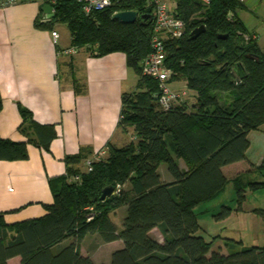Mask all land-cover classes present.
<instances>
[{"label":"trees","instance_id":"16d2710c","mask_svg":"<svg viewBox=\"0 0 264 264\" xmlns=\"http://www.w3.org/2000/svg\"><path fill=\"white\" fill-rule=\"evenodd\" d=\"M46 4L54 8L55 18L44 22L39 16L38 28L52 32L55 26L64 25L71 46L79 51L85 49L96 57L127 56L128 66L138 75L137 93L123 95L119 126L134 128L137 142L123 148L110 146L108 158L94 162L91 172L85 170V162L93 159L91 152L81 150L67 156L66 173L50 180L53 202L45 205L44 216L8 224L6 214L0 212V264L16 259L18 264H95L78 247L90 233L98 234L104 243L123 242L111 264H264V246L229 254L211 252L212 244L200 235L196 213L197 206L224 191L228 180L223 169L246 159L250 133L264 126V52L257 35L239 19L244 3L212 0L196 21L199 6L192 0H180L179 15L190 28L184 37L167 41V66L172 81H185L197 101L190 106L185 99L170 111L159 106L157 81L142 75L141 63L151 52V20L124 24L114 19L122 11L146 15L139 3L124 2L91 14L83 11L78 0H43ZM202 25L205 33L191 40L190 33ZM238 64L246 77H239ZM74 84L82 92L75 78ZM20 113V132L27 141L0 136V160L28 159L30 144L50 151L57 137L54 125L37 122L25 107H20ZM167 136L173 140L176 155L168 147ZM162 164L169 182L162 179ZM254 168L263 177L264 159ZM75 176L80 180L71 181ZM240 178L234 179L238 207L246 201ZM118 186L119 194L101 199L106 189L117 190ZM247 187L253 193L263 191L264 179L249 181ZM121 207L127 208V215L118 230L111 213ZM230 214L231 209L225 208L219 218ZM155 229L163 242L153 239ZM72 238L73 242L63 244Z\"/></svg>","mask_w":264,"mask_h":264},{"label":"crops","instance_id":"0c3cea01","mask_svg":"<svg viewBox=\"0 0 264 264\" xmlns=\"http://www.w3.org/2000/svg\"><path fill=\"white\" fill-rule=\"evenodd\" d=\"M42 6L43 0H22L18 5L0 8V136L15 142L27 141L20 132V107L31 111L37 122L54 125L57 132L50 151L30 144L28 159L0 160V212L6 214L8 224L46 214L45 205L53 202L50 180L66 173L67 156L81 150L95 155L117 145L122 97L134 91L138 83V75L128 66L124 53L96 57L80 50L71 57L58 56L51 31L36 25L39 16L46 22ZM64 45L61 47H70L71 43ZM259 46L264 52V47ZM74 78L82 92H77ZM260 132L264 133V126ZM263 159L264 156L253 166L261 165ZM246 162L247 157L225 167L226 178L227 170L241 173ZM180 167L185 168V164L180 162ZM160 173L163 181H171L166 169L161 168ZM114 214L120 216L123 225L127 208ZM103 244L117 247L112 254L123 248L122 241ZM12 262L19 263L17 259Z\"/></svg>","mask_w":264,"mask_h":264},{"label":"rangeland","instance_id":"374dc122","mask_svg":"<svg viewBox=\"0 0 264 264\" xmlns=\"http://www.w3.org/2000/svg\"><path fill=\"white\" fill-rule=\"evenodd\" d=\"M241 1L246 8L238 11L239 19L249 32H255L259 35V44L264 47V0ZM205 9L206 8L200 6L199 17L194 20L200 21L203 17L201 13L204 12ZM54 31L60 34L61 45L67 44L68 46L69 43H71V35L66 26L57 25ZM82 50L86 52L85 49ZM62 76H64V74H62ZM172 84L173 86L183 87L188 92V97L185 99H187L190 106L196 103L197 95L188 88L185 81L178 82L174 80ZM129 93L133 95L137 93V89ZM249 140L251 145L246 153L247 162L246 166H242V172L237 173L233 169L227 170L226 175L228 183L224 191L215 199L196 207V213L199 216V224L201 226L200 235L212 244L211 252L219 251L222 254H229L236 250L239 251L244 247L264 246V213L260 214L264 209V190L253 193L247 187L249 181L256 182L263 180L259 173L254 172L255 168L253 165L255 166L260 163L261 158L264 156V133L260 132V130L252 132ZM132 142H137L134 128L122 126L119 128L116 136V143L120 145V147L113 145L111 148H123ZM167 143L169 149L176 155L175 149L172 146L173 140L169 136H167ZM110 152V147H108L104 155L105 159L108 158ZM179 162L183 161L180 160ZM161 168L166 169V166L162 164L160 165V169ZM185 168L183 167L182 169L185 170ZM237 176H241V183L245 190H240V192L242 193L241 195H244L246 200L239 207L237 203L236 185L234 184V179H236ZM128 186L129 184L126 185V189H128ZM114 194L119 193L115 192ZM225 208H230L231 214L228 218L221 219L219 218V214H221ZM119 209H117V211ZM111 217L115 219L117 223L116 227L119 230L122 226L120 225V216L112 212ZM151 235L153 239L158 242H163L162 235L157 229H155ZM74 240L73 238L65 240L63 244H68L69 241L73 242ZM78 243L81 254L84 256H92L96 264H111L113 255L112 250H117L116 246L103 244L104 242L96 233L86 235ZM211 252L209 254H211ZM12 264H17V262H13Z\"/></svg>","mask_w":264,"mask_h":264},{"label":"built area","instance_id":"2783aa9c","mask_svg":"<svg viewBox=\"0 0 264 264\" xmlns=\"http://www.w3.org/2000/svg\"><path fill=\"white\" fill-rule=\"evenodd\" d=\"M22 0H0V8L5 9L18 5ZM135 1L139 3L143 14L151 15L152 38L150 41L151 52L141 63L142 75L150 77L157 81L159 91L156 99L159 106L164 111H170L175 105L181 103L188 97V92L174 89L172 87V74L167 66V41L180 39L189 31V24L179 15L180 0H78L86 14L108 9L114 5L124 2ZM199 7L208 8L212 0H192ZM118 13V12H117ZM142 15L139 13V16ZM199 17V12L193 19ZM233 18V13H229V19ZM200 27V26H198ZM197 27V28H198ZM51 38L56 47H58V56H74L79 50L73 46L62 48L60 44V34L57 31L51 32ZM256 38V37H255ZM108 148H105L85 162V170L91 172L93 163L105 159ZM80 177L75 176L71 181H79ZM119 186L116 193H119ZM93 216L89 217L92 220Z\"/></svg>","mask_w":264,"mask_h":264},{"label":"water","instance_id":"95a60500","mask_svg":"<svg viewBox=\"0 0 264 264\" xmlns=\"http://www.w3.org/2000/svg\"><path fill=\"white\" fill-rule=\"evenodd\" d=\"M42 11L43 14L45 15V19L46 21H51L55 18V11L54 8L50 5H44L42 7ZM151 15H140L138 12L135 11H122V12H118L114 15V19L117 21H120L124 24H135L139 19L141 21H146V20H151ZM206 28L204 25L194 29L190 35L189 38L191 40H195L197 39L199 36H201L203 33H205ZM225 38V37H223ZM237 73L239 75L240 78H244L246 77V72L244 67L242 66V64H238L237 65ZM116 192V190L114 189H106L101 197L102 200H108L114 193Z\"/></svg>","mask_w":264,"mask_h":264}]
</instances>
